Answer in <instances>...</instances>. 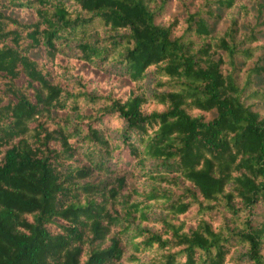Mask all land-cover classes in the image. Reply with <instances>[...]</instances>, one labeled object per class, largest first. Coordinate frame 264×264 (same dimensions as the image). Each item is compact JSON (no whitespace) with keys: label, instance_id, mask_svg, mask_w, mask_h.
I'll return each mask as SVG.
<instances>
[{"label":"trees","instance_id":"obj_1","mask_svg":"<svg viewBox=\"0 0 264 264\" xmlns=\"http://www.w3.org/2000/svg\"><path fill=\"white\" fill-rule=\"evenodd\" d=\"M0 264H264V0H0Z\"/></svg>","mask_w":264,"mask_h":264},{"label":"rangeland","instance_id":"obj_2","mask_svg":"<svg viewBox=\"0 0 264 264\" xmlns=\"http://www.w3.org/2000/svg\"><path fill=\"white\" fill-rule=\"evenodd\" d=\"M144 185H145V184H144ZM151 217H152V219L154 220V219H160V218H162L163 216L160 214V212L155 211V212H153V213L151 214Z\"/></svg>","mask_w":264,"mask_h":264}]
</instances>
